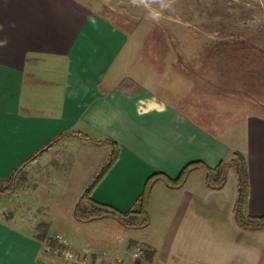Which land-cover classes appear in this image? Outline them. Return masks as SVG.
Instances as JSON below:
<instances>
[{
  "label": "crops",
  "instance_id": "obj_1",
  "mask_svg": "<svg viewBox=\"0 0 264 264\" xmlns=\"http://www.w3.org/2000/svg\"><path fill=\"white\" fill-rule=\"evenodd\" d=\"M132 38L84 0H0V180L62 134L90 140L61 139L36 163L76 139L95 149L107 146L102 168L111 148L98 142L109 140L119 157L91 197L127 212L154 174L175 179L192 162L215 168L239 152L248 167V214L264 217V116L220 124L223 113L211 119L203 105L192 113L182 108L190 104L192 84L172 74L171 52L162 65L148 64L130 50ZM237 197L232 167L221 189L208 187L201 169L178 189L158 182L141 248L156 252L152 264H264V230L236 224ZM34 228L20 217L0 218V264H66L34 239ZM125 235H117L122 244L98 240L93 247L73 237L72 247L96 264L119 257L130 264L129 252L139 244Z\"/></svg>",
  "mask_w": 264,
  "mask_h": 264
},
{
  "label": "rangeland",
  "instance_id": "obj_2",
  "mask_svg": "<svg viewBox=\"0 0 264 264\" xmlns=\"http://www.w3.org/2000/svg\"><path fill=\"white\" fill-rule=\"evenodd\" d=\"M84 1L133 35L130 50L142 61L160 66L166 50L171 52L172 74L192 84L190 104L182 108L192 113L203 105L211 119L223 113L220 124L246 114L264 116V0ZM106 148L72 139L52 150L27 168L14 195L0 196V218L20 217L34 227L47 222L51 237L60 229L69 232L70 241L86 238L90 247L98 240L122 244L117 235L127 240L125 234H131L142 247L143 228L123 227L112 217L84 223L74 216L80 192L99 173ZM129 258L132 263L131 251Z\"/></svg>",
  "mask_w": 264,
  "mask_h": 264
},
{
  "label": "trees",
  "instance_id": "obj_3",
  "mask_svg": "<svg viewBox=\"0 0 264 264\" xmlns=\"http://www.w3.org/2000/svg\"><path fill=\"white\" fill-rule=\"evenodd\" d=\"M68 137H77L84 140H90L86 135L62 134L61 136L56 138V140L52 141L50 144L36 153L28 161L23 163L19 168H17L8 179L0 180V196L14 195L16 192L15 189L17 187V184L19 183V181L23 180L22 174L25 173L27 168L35 164L39 160L41 155L49 150L54 143ZM98 143H105L110 146L111 152L106 163L99 171L98 175L87 187L81 199L76 204L74 216L79 221L90 223L93 221L112 217L119 221L126 228H145L150 223L148 214V202L152 190L158 182L163 181L167 187L178 189L185 185L188 177L192 172L201 169L205 172L206 184L208 185V187L212 189H221L227 182L228 169L230 167H233L236 171V176L238 179V197L234 207V220L236 224L243 230H264V217H252L248 214V201L250 196L249 175L246 159L241 153H235L234 157L231 160L227 162H221L215 168H210L201 162H192L186 165L181 171L180 175L175 179L170 178L162 173L154 174L147 180L142 195L134 204L132 209L124 213L108 205L98 203L91 197L94 189L98 186V184L116 163L120 153V149L118 148V146L109 140ZM7 219L10 220V218ZM33 237L42 244L53 242V237L49 235V224L45 222L39 223L34 228ZM155 256L156 252L154 250H150L149 248H142L141 258L136 262V264H152Z\"/></svg>",
  "mask_w": 264,
  "mask_h": 264
},
{
  "label": "built area",
  "instance_id": "obj_4",
  "mask_svg": "<svg viewBox=\"0 0 264 264\" xmlns=\"http://www.w3.org/2000/svg\"><path fill=\"white\" fill-rule=\"evenodd\" d=\"M52 243H47L44 245V250L53 257L59 258L66 264H96L93 259L88 255H83L76 252L71 241L61 233H57L52 238ZM141 247H134L131 250L132 263L136 264L141 258ZM101 264H126L124 259L118 258L111 263H101Z\"/></svg>",
  "mask_w": 264,
  "mask_h": 264
}]
</instances>
